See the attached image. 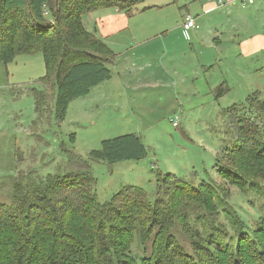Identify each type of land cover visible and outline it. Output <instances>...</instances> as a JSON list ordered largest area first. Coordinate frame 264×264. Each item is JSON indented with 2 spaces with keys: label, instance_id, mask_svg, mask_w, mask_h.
<instances>
[{
  "label": "rangeland",
  "instance_id": "1",
  "mask_svg": "<svg viewBox=\"0 0 264 264\" xmlns=\"http://www.w3.org/2000/svg\"><path fill=\"white\" fill-rule=\"evenodd\" d=\"M227 1L142 0L130 13L122 11L126 28L119 19L107 24L108 16L102 18L107 7L83 14L86 29L118 57L116 69L123 67L152 83L122 92L116 102L117 92L105 103L76 98L60 123L51 108V83L45 86L51 110L43 114L35 110L33 91L45 90L39 80L45 73L41 53L0 62V201L9 202L12 181L28 171L35 178L59 173L66 162L64 150L87 159L103 139L132 132L147 147L144 158L114 164L89 162L100 201L110 200L122 186L132 184L143 188L153 202L157 175L171 174L190 184L204 180L221 186L227 210L237 213L244 231L256 228L264 217V178L254 190L243 193L219 176L215 154L222 158V151L235 141L224 110L245 105L254 92L264 97V48L247 54L238 43L245 37H252L255 47L263 43L264 0ZM211 4L216 10L205 13ZM186 15L198 27L188 36L182 29L172 31ZM124 81L132 82L130 77ZM232 216L218 209L215 222L224 225L231 237L239 227L231 224ZM176 233L184 243L183 234L178 229ZM133 247L136 250L137 245Z\"/></svg>",
  "mask_w": 264,
  "mask_h": 264
},
{
  "label": "trees",
  "instance_id": "2",
  "mask_svg": "<svg viewBox=\"0 0 264 264\" xmlns=\"http://www.w3.org/2000/svg\"><path fill=\"white\" fill-rule=\"evenodd\" d=\"M140 1L0 0V62L41 53L45 73L39 80L44 87L51 83L53 103L46 87L34 89L35 110L43 114L51 106L60 123L72 100L113 74L115 54L86 29L83 14L104 7L130 13ZM224 111L235 141L215 157L216 171L248 193L264 178V97L254 92L245 105ZM147 151L139 135L125 133L103 139L87 159L64 150L59 173L35 178L28 171L15 178L9 202L0 201V264H264V217L244 231L237 213L227 210L226 191L213 182L158 174L153 202L132 184L100 201L89 162L135 161ZM218 209L233 213L231 224L239 226L233 225L234 236L215 224Z\"/></svg>",
  "mask_w": 264,
  "mask_h": 264
},
{
  "label": "crops",
  "instance_id": "3",
  "mask_svg": "<svg viewBox=\"0 0 264 264\" xmlns=\"http://www.w3.org/2000/svg\"><path fill=\"white\" fill-rule=\"evenodd\" d=\"M107 8H109V9L105 10L106 12L104 11L106 14H102V15H104V16H102V18L108 16L107 24L112 26L114 20L119 19L121 22L124 23L123 26L126 28L127 20H126V17H124V13L122 12V10H120L116 7H107ZM216 8L217 7L215 6V4H211V5H208L204 8V12L209 13L210 11L216 10ZM93 11H95V10H93ZM90 12H92V11H90ZM111 18H112V21H110ZM180 29H182L183 34H185L186 36H188L189 31H191V29H190V30L185 32L182 28V24H181V26L179 24H176V27H171L172 31H174V30L179 31ZM192 29H195V28H192ZM193 33L195 34L194 30H193ZM178 34H179V32H178ZM131 42L133 44H135L134 42H136V41L134 40V38H132ZM238 43H239L240 49L244 50L247 54L249 52L251 53L254 50H257V49L259 50V49L264 48V41L261 45L258 44L257 47H255L254 46V39L252 37H245V39L241 38ZM108 47L110 48V46H108ZM124 56H123V58H124ZM116 59H118V57L116 58V55H115V61H116ZM115 61H114L113 65H110L112 72H113L112 77L108 80L101 82L97 86L93 87L91 89L90 93L85 96V97H89V100H88L89 102L90 101L91 102L102 101L103 103H105L106 100H108L107 102H110L109 100H112L110 98V95H112L113 92H117V95L113 94V96H114L113 102H116L118 100L117 98H120L122 96L121 95L122 92H125L126 90H131V89L135 90V89L141 88L144 85H150V83H152V81L137 78L135 73H132L130 70L127 72V70L122 69L123 67L121 69H118V68L116 69ZM127 77H130V80L132 81L131 83L126 84V82L124 80ZM217 153L218 152H216L215 157H216Z\"/></svg>",
  "mask_w": 264,
  "mask_h": 264
},
{
  "label": "built area",
  "instance_id": "4",
  "mask_svg": "<svg viewBox=\"0 0 264 264\" xmlns=\"http://www.w3.org/2000/svg\"><path fill=\"white\" fill-rule=\"evenodd\" d=\"M229 2V0L227 1ZM244 4L246 3L245 0L243 2ZM222 5V4H220ZM198 25L195 23L194 18H192L190 15H186L183 17V23H182V28L186 32L192 28H197Z\"/></svg>",
  "mask_w": 264,
  "mask_h": 264
}]
</instances>
